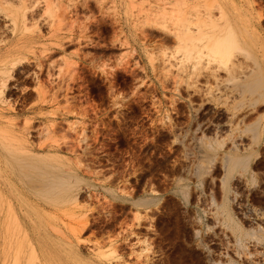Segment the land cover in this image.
<instances>
[{
	"label": "rangeland",
	"instance_id": "obj_1",
	"mask_svg": "<svg viewBox=\"0 0 264 264\" xmlns=\"http://www.w3.org/2000/svg\"><path fill=\"white\" fill-rule=\"evenodd\" d=\"M174 1L0 0V126L76 179L48 221L9 197L0 264H264V84L241 94L218 63L183 61ZM189 2L208 23L215 2L234 12L229 66L264 78V0Z\"/></svg>",
	"mask_w": 264,
	"mask_h": 264
},
{
	"label": "bare ground",
	"instance_id": "obj_2",
	"mask_svg": "<svg viewBox=\"0 0 264 264\" xmlns=\"http://www.w3.org/2000/svg\"><path fill=\"white\" fill-rule=\"evenodd\" d=\"M173 3L174 4L171 10L173 11V13L171 14L173 15L171 16L173 17L172 18L173 23L171 22L173 25L170 24L169 26L171 25L173 26V35H174L173 37H175V39L177 40L179 44V47L177 50L181 53L180 55H182L183 61L188 62V61L194 60L193 65L196 64V66L197 65L199 66V64L203 63V62L200 63L203 60V58L206 57V59L208 58L209 64L210 62H212V64L213 62L218 63L220 66H222V68L227 70L228 81H230V83H233L232 85H234L235 87L238 86L241 94H243L244 92L253 93L255 91L254 90L255 88L257 89V87L259 88L260 86L264 84V81H263L264 78L260 76L261 74L258 72L259 69L258 71H256V69H251L252 72L250 71V74L249 73L246 74V72L242 70L243 73H245L246 75L244 74V77H241L242 78L241 79L235 73V66L233 65H231L233 67L229 66L231 56H234L233 55L234 50L240 47L239 46L240 43L237 40L238 32H236L237 29L234 27L236 23L238 24V22H240V20L237 19L236 16H233L234 12L230 13L225 3L215 2V5H216L215 8L218 10V13H217L218 15L216 14L217 16L216 19H212L209 23L208 21L206 22V19L204 20L203 18H201L198 14V11L194 9V7L198 5V3H195V2L192 3V2H189V0H175ZM209 6L211 5L209 4ZM197 8H200L199 5ZM210 11L213 12L214 10H211L210 8ZM210 11L209 13H212ZM212 14L211 16L214 18L215 15L213 16ZM18 17L21 20L25 17L24 12H22V10H21V14ZM12 26H13L14 31L17 30V27H16L17 19L13 20ZM246 51L248 50L246 49ZM8 52H10V49L6 47L5 50H3V53L5 54ZM248 52H245V54H247V58L251 56L248 54ZM10 61H13V60H10ZM7 63L3 62L2 65L5 66V64ZM203 66L204 65H202V67ZM208 66L205 68L208 69ZM238 66H239V63H238ZM193 68L195 67H192V69ZM239 70L241 71V68ZM238 74L240 75V73ZM251 127L252 128L250 130H253L255 132L257 129V125L251 126ZM16 142H17V139L14 137H11L9 133H7V130H5L4 128H2V126H0V241L2 239V232H3V227H4V223L1 218L2 213L4 212V208L6 207L7 213H8L6 215L7 222H9V216L13 217L14 215H16L15 210H13L12 208V205H11L12 203L9 197L13 199L14 197L12 195L17 194V192L20 189L27 190L29 193H31L32 195H35L37 198H39L43 202L42 214H43L44 219L48 221L52 219L49 214L50 210H52V208H57L59 205L64 204L65 202L69 200V198L71 197V192H72V181L76 180L75 178H73L71 174L62 173L52 162H50V159L44 157L43 155H39L38 153L33 154L32 152L29 155L27 154L26 156L25 153L27 152L24 149L19 148L16 145ZM206 145L207 147L212 146L210 143ZM249 158H250L249 155H245V156L228 155L226 157V164H227L230 175L236 169L246 171L248 168ZM21 222L22 221H20V223ZM233 224L235 228L239 230L238 228L239 225L235 221H232V225ZM258 229L260 228L258 227L256 230L254 228V230L245 231L243 233L238 234V237H237L238 244L237 245L240 246V248H243V246L245 245L244 243H246V239L244 237H247L250 235L253 237V240L257 239L258 242L261 243L263 241L262 235L260 234ZM55 230L56 231H54L53 229L55 233H57V231H60L58 228ZM256 241H253V242H256ZM31 253H32V255H30L31 258H34L37 260L39 256H37L36 254V249H33ZM0 254L3 255L1 248H0ZM14 258H15V262H12V263L16 264L17 263L16 257ZM31 258L29 260L30 262L32 260ZM33 264H41V263L40 261L38 262L33 261Z\"/></svg>",
	"mask_w": 264,
	"mask_h": 264
}]
</instances>
